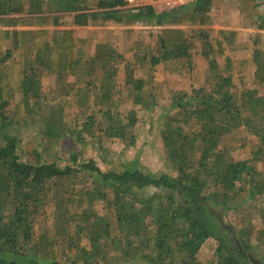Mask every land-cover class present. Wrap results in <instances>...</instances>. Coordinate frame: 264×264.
<instances>
[{
    "label": "trees",
    "instance_id": "trees-1",
    "mask_svg": "<svg viewBox=\"0 0 264 264\" xmlns=\"http://www.w3.org/2000/svg\"><path fill=\"white\" fill-rule=\"evenodd\" d=\"M229 2L194 0L173 8H131L127 0H0V264H109L108 249L118 242L129 260L198 264L202 245L211 238L218 242L215 264H253L250 251L258 249L264 260V227L254 225L247 208L264 200V171L259 166L264 162V95L259 91L264 87V12L258 0ZM222 8L238 11V24L257 31L248 39L223 28L217 30L220 40L214 32L204 34L211 87L175 96L172 109L177 112L167 117L162 130L174 173L150 170L137 159L109 170L94 159L79 167L60 166L43 161L33 144L25 147L10 132L29 116L45 118L51 105L43 92L44 74L64 84L72 79L80 106L95 92L104 119L100 130L109 138L129 140L138 113L128 111V124L116 115L118 51L112 42L115 32L109 28L123 27L121 57L134 55L142 64L143 77L135 79L130 70L127 85L135 92L133 103L146 108L143 94L149 92L156 67L187 50L185 27L206 23L212 11ZM67 15L72 19L64 24ZM137 24L160 28L158 46L136 37ZM83 27L103 28L98 31L104 34L100 43L94 44L92 34L82 37ZM88 33H93L91 28ZM93 45L96 54L85 60ZM254 65L255 81L235 95V76L244 79ZM84 75L91 79L86 88L79 82ZM243 129L259 145L250 159L235 160L226 139ZM247 144L248 139H242L241 147ZM77 158L71 159L77 163ZM80 174L85 179L77 200V195L70 196ZM87 199L89 206L79 203ZM62 201L79 211L56 213L53 233L48 227L38 229L39 215ZM99 202L106 204L108 213L98 212ZM260 212L264 225V207Z\"/></svg>",
    "mask_w": 264,
    "mask_h": 264
},
{
    "label": "rangeland",
    "instance_id": "rangeland-1",
    "mask_svg": "<svg viewBox=\"0 0 264 264\" xmlns=\"http://www.w3.org/2000/svg\"><path fill=\"white\" fill-rule=\"evenodd\" d=\"M231 0H222L228 3ZM261 4V11L264 12V0H258ZM232 5V2H229ZM162 6V5H160ZM177 6V5H174ZM167 8L165 6H162ZM220 10L212 11L206 20V23H197L193 26L185 27L188 32L187 50L184 55L172 58L170 60L162 61L156 67V73L149 86V92L143 94L144 99L148 100L146 108H141L133 103L135 92L132 91V85H127V79L130 77V70L135 79L142 78V64L138 63L134 55H126L121 57L122 40L119 33L123 29L120 25H115L109 29L115 32V37L112 39L113 46L117 49L116 60V78L118 81L119 101L118 114L125 119L128 111L135 110L138 113V122L136 126L130 131L129 140L123 141L117 138H109L105 136V132L101 131L99 126L104 123L103 115L99 112L101 106L96 104V94L93 92L89 103L87 101L81 102L79 105V98L74 95L71 90L73 87L72 79H66L68 82L59 83L57 77H50L44 75L42 78L44 96L48 97L47 104L51 106L45 110V118L41 116H29L23 123L14 124L10 127V132L20 137L25 147L33 144L37 151L42 153V160L57 163L60 166L72 165L79 167L80 162L94 159L103 170L118 169L122 165L129 163L135 159L146 166L148 169L158 172H166L172 174L176 171L175 166L172 165L168 159L164 148L162 139V130L165 128V121L168 116L174 115L177 110L172 109V101L175 96L180 93H193L203 88L211 87L210 80V63L204 53V34H212L213 37L221 39L217 30L223 28L231 32L239 31L242 39H248L251 34L256 33L257 29L244 28L240 29L241 25L237 24L239 21L238 11L236 10ZM71 16L64 17V24L71 21ZM30 29L29 26L22 27ZM93 33H88V28L83 27L80 35L86 37L93 36L94 44L100 43V39L104 36L103 28H91ZM159 27L143 26L137 24L134 26L136 37L143 36L146 42L157 45ZM205 32V33H204ZM264 42V41H263ZM158 46V45H157ZM183 47L181 46L180 50ZM159 48H157V51ZM264 50V44H263ZM96 48L93 45L86 55L85 60L96 54ZM169 51V50H167ZM160 52V51H159ZM230 56L236 57L229 51ZM121 53V54H120ZM120 55V56H119ZM221 67L227 73L225 61L220 60ZM128 67V68H127ZM257 65H254L252 71L244 78L235 76V87L233 89L235 95L239 96L243 90L251 86L257 76ZM87 75L79 79L80 87H89V79ZM78 80V78H76ZM75 80V79H74ZM94 81V79H92ZM260 94L264 95V87L259 88ZM51 101V102H50ZM102 109V108H101ZM90 117H93L91 121ZM118 117V116H117ZM90 119V120H89ZM125 123H129V119H125ZM134 137V143L131 139ZM247 138L248 144L241 147L242 139ZM228 148L231 149V155L235 160L250 159L254 147L259 145L258 139L254 138L246 129L235 131L228 135L226 139ZM225 145V143H224ZM235 149V151L233 150ZM72 152V154H71ZM72 155H78L77 163L71 159ZM263 164V165H262ZM259 166L264 171V162ZM85 176L78 175L72 185L73 193L70 197H77L84 187ZM89 198V197H88ZM63 202V203H62ZM48 206L40 215L38 219V229L49 228L53 233L58 220L55 214L58 212H65L69 208L74 211H79L80 207L75 204L68 206L67 201ZM79 203L87 204L89 206V199L79 201ZM77 203V204H79ZM80 206V204H79ZM264 207V200L254 201L247 205L251 212L253 223L258 228L264 227L263 219L260 218V209ZM96 209L102 215L108 213L107 206L104 202L96 203ZM73 234H74V230ZM116 231L114 232V235ZM88 245V241H87ZM135 247V246H134ZM218 247V242L215 239H208L202 245L198 255V264H215V252ZM109 264H145L144 261L138 259H127L124 251L125 247L121 242L116 243L111 249H108ZM132 253H134L132 249ZM253 264H264L262 259V252L260 249L250 251Z\"/></svg>",
    "mask_w": 264,
    "mask_h": 264
},
{
    "label": "built area",
    "instance_id": "built-area-1",
    "mask_svg": "<svg viewBox=\"0 0 264 264\" xmlns=\"http://www.w3.org/2000/svg\"><path fill=\"white\" fill-rule=\"evenodd\" d=\"M194 0H127V7L135 8L142 5H162L167 8L176 7L174 5H184Z\"/></svg>",
    "mask_w": 264,
    "mask_h": 264
},
{
    "label": "crops",
    "instance_id": "crops-1",
    "mask_svg": "<svg viewBox=\"0 0 264 264\" xmlns=\"http://www.w3.org/2000/svg\"><path fill=\"white\" fill-rule=\"evenodd\" d=\"M214 11H216V10H214ZM238 16H239V13H238ZM65 17V16H64ZM64 17H63V20H64ZM238 24V23H237ZM239 27H241L240 29H244V28H248V27H246V26H243V25H241V26H239ZM63 28V27H62ZM88 28H93V27H88ZM95 28V27H94ZM249 29H253V28H251V27H249Z\"/></svg>",
    "mask_w": 264,
    "mask_h": 264
}]
</instances>
